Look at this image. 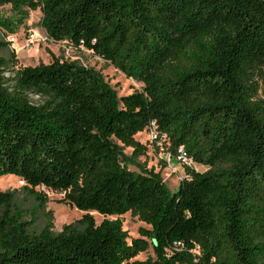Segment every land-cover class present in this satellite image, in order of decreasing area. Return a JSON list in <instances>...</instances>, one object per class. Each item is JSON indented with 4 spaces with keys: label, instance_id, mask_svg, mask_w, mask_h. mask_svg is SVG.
<instances>
[{
    "label": "trees",
    "instance_id": "16d2710c",
    "mask_svg": "<svg viewBox=\"0 0 264 264\" xmlns=\"http://www.w3.org/2000/svg\"><path fill=\"white\" fill-rule=\"evenodd\" d=\"M4 5L18 24L24 8L39 9L49 39L91 51L143 88L118 97L77 62L14 69L0 56V176L18 177L45 219L33 230L36 213L0 190V264H264V0ZM153 122L171 157L182 147L207 168L182 165L175 191L154 168L127 166L123 149L145 155L136 135ZM48 192L82 217L55 232ZM127 213L149 226L139 237L124 229Z\"/></svg>",
    "mask_w": 264,
    "mask_h": 264
},
{
    "label": "rangeland",
    "instance_id": "374dc122",
    "mask_svg": "<svg viewBox=\"0 0 264 264\" xmlns=\"http://www.w3.org/2000/svg\"><path fill=\"white\" fill-rule=\"evenodd\" d=\"M25 19L22 24H18L16 14L10 5L0 7V21L8 20L13 23V30L9 31L6 27L0 26V56L10 60L14 64L12 68L35 66L40 63H51L53 59L77 62L87 68H91L98 72L104 81L113 88L118 97L132 94L140 91L143 84L133 79L127 78L121 71L116 69L109 62L104 61L100 57L93 54L85 48H75L67 42H54L46 35L45 30L40 26L42 18L41 11L23 9ZM6 76H12L10 72ZM259 88L258 93L261 95L264 91V81L256 78ZM34 101L38 100L37 96H31ZM137 141L147 147L146 154L142 156H133L132 148H124L123 153L127 158V166L130 170L139 172L140 166L146 165L148 169L154 168L159 173L166 186L175 191L182 178H184V169L177 161H165V153L157 150L151 142L150 135L142 132L136 135ZM196 171L203 172L207 168L201 165H195ZM176 170V171H174ZM24 183L15 175L0 176V190L15 193V203L19 205L26 213L35 212L36 222L33 230L38 231L45 224L43 213L40 209H36L34 197L24 188ZM49 202L47 209L53 213L54 231L59 232L65 224H70L79 220L84 212L73 208L67 204L60 203L63 198L61 193L48 194ZM97 223L103 220V216L92 212ZM117 217H111L114 219ZM123 222V227L128 231L131 238L139 237V228L147 227L137 217L131 216L130 213L119 216ZM152 252L150 251L149 254ZM147 254L139 255L138 259H145Z\"/></svg>",
    "mask_w": 264,
    "mask_h": 264
},
{
    "label": "built area",
    "instance_id": "2783aa9c",
    "mask_svg": "<svg viewBox=\"0 0 264 264\" xmlns=\"http://www.w3.org/2000/svg\"><path fill=\"white\" fill-rule=\"evenodd\" d=\"M151 138V142L153 143V146L157 148L159 151H163L165 153V161L167 162H172V161H177L179 164L182 165H187V166H193L192 160L187 156L185 150L180 147L178 149V156L173 158L171 155L167 152L166 146L168 144V138L166 134H161L153 122L151 124V127L146 131ZM176 171V170H174ZM42 190H46L43 186L41 187ZM48 194H50L48 192Z\"/></svg>",
    "mask_w": 264,
    "mask_h": 264
},
{
    "label": "bare ground",
    "instance_id": "6f19581e",
    "mask_svg": "<svg viewBox=\"0 0 264 264\" xmlns=\"http://www.w3.org/2000/svg\"><path fill=\"white\" fill-rule=\"evenodd\" d=\"M19 179V178H18Z\"/></svg>",
    "mask_w": 264,
    "mask_h": 264
}]
</instances>
